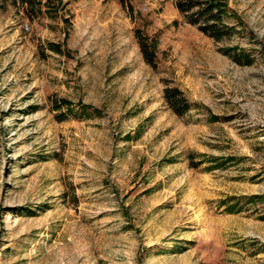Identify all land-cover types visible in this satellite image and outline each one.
<instances>
[{"label":"rangeland","instance_id":"rangeland-1","mask_svg":"<svg viewBox=\"0 0 264 264\" xmlns=\"http://www.w3.org/2000/svg\"><path fill=\"white\" fill-rule=\"evenodd\" d=\"M175 1L0 0V264H264V0L218 42Z\"/></svg>","mask_w":264,"mask_h":264},{"label":"trees","instance_id":"trees-1","mask_svg":"<svg viewBox=\"0 0 264 264\" xmlns=\"http://www.w3.org/2000/svg\"><path fill=\"white\" fill-rule=\"evenodd\" d=\"M53 1L54 0H19L22 6H26L30 9L31 13H38L43 7L48 9L49 3H52ZM117 1L126 6L125 0ZM175 7L188 24L195 26L198 31L217 42L229 39L237 33L236 28L227 22L230 10L224 0H176ZM134 35L137 39L143 59L148 65L155 68V40L149 39L138 29L135 30ZM49 47L52 51L58 54L64 53L57 44H49ZM223 52L229 55L237 63L245 61L246 64H250L252 61L250 56L245 55L243 51H238L236 48L234 50L226 48ZM163 98L173 113L178 116H182L189 112L193 107L198 106L190 103L177 87L167 86L163 91ZM52 104L55 110L65 108L69 113L73 112L72 104L67 100L53 101ZM78 107L79 113L82 115L89 116V111L96 112V110L81 103ZM208 117L210 121L219 120L217 116H212L211 114ZM217 160L218 158L213 159V162ZM232 160V157H227L224 159L219 158L218 161L226 162ZM255 199L259 200V197L251 198V200ZM234 200L236 199H232V201ZM234 205H238L237 202ZM233 209V206H229L228 211L232 212Z\"/></svg>","mask_w":264,"mask_h":264}]
</instances>
